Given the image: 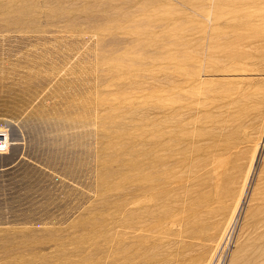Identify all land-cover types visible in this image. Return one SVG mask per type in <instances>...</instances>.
I'll list each match as a JSON object with an SVG mask.
<instances>
[{
    "label": "rangeland",
    "instance_id": "obj_1",
    "mask_svg": "<svg viewBox=\"0 0 264 264\" xmlns=\"http://www.w3.org/2000/svg\"><path fill=\"white\" fill-rule=\"evenodd\" d=\"M162 107L230 185L197 169L181 216L126 229ZM2 122L0 264H264V0H0Z\"/></svg>",
    "mask_w": 264,
    "mask_h": 264
},
{
    "label": "bare ground",
    "instance_id": "obj_2",
    "mask_svg": "<svg viewBox=\"0 0 264 264\" xmlns=\"http://www.w3.org/2000/svg\"><path fill=\"white\" fill-rule=\"evenodd\" d=\"M185 56V55H183ZM182 57V56H181ZM186 57V56H185ZM185 59V58H184ZM187 61V60H186ZM179 64V62H178ZM182 65V64H181ZM184 65V64H183ZM185 66V65H184ZM190 71V70H189ZM187 72V71H186ZM189 73V72H188ZM190 74V73H189ZM189 77V76H188ZM196 81V80H195ZM187 83V82H186ZM184 85V84H183ZM177 108V107H176ZM189 108V107H188ZM172 109L171 107H162L161 108V114H162V122L161 124H159L160 126H158V128L160 127L159 131H157L158 129H156V133L157 136L154 140V136L155 135L153 132H151L150 128L147 131V140L145 142V145H147V151L144 154V160L143 163L142 161L140 162L142 164V166H138L137 164L139 163L137 160L136 163L137 164H130L131 166V175L128 176L129 177V182H130V187L128 190V202L127 205L128 207L131 209L130 211H132V214L129 215V221H127L126 223V229L130 228V229H138V228H147V226L150 223H154V231L157 230H162L163 227L167 224V223H171L172 221H174V218L176 217L175 212L177 211L178 207L180 206L179 201H177L178 195H180L179 190L182 188V190H190L193 187L194 188H198L200 183L196 182L195 183L192 180H197V178L200 175H196L197 172H199L200 168L204 171V169L207 172L209 169L210 164H208L207 162H204L202 160L197 161L196 165L194 164L192 167L190 166L189 168V164L188 162H190L191 158L189 156L188 152V146H186L187 141L185 140V138H187V131H186V125L185 122L182 119H179V115L177 116L178 112H172V114H170V110ZM182 110V108L180 109ZM178 110V111H180ZM174 113V114H173ZM179 114V113H178ZM181 114V113H180ZM183 115V114H182ZM181 115V116H182ZM180 116V117H181ZM184 117V116H183ZM182 117V118H183ZM185 119V118H184ZM188 123V122H187ZM158 124V123H157ZM0 128H9L10 130V125L7 122H2L0 123ZM198 125V124H197ZM0 129V136L2 135L3 132H6V130L2 131ZM152 131L153 128H152ZM187 134V135H186ZM16 136H14V138L9 139L5 137L6 140V144H9V150L12 149L11 147H16L18 145H23L21 144V139L19 140V138H15ZM11 138V137H10ZM190 138V137H189ZM23 142V141H22ZM190 142V141H189ZM147 143V144H146ZM170 143V144H169ZM14 147V148H15ZM17 148V147H16ZM18 149V148H17ZM206 149V148H205ZM7 150V149H6ZM8 150V151H9ZM19 150V149H18ZM211 151V150H210ZM10 152V151H9ZM206 152V151H205ZM7 154L6 151L1 152L0 156ZM18 154V153H17ZM12 156V155H11ZM194 156V155H193ZM205 156V155H204ZM207 156V155H206ZM11 158V157H10ZM141 158V157H140ZM190 158V160H189ZM3 159V158H2ZM193 159V158H192ZM13 161V159H11ZM1 161V160H0ZM5 161V158H4ZM16 161V160H15ZM254 160H252L253 162ZM216 162V161H215ZM13 163V162H12ZM132 163V162H131ZM198 163V164H197ZM2 164V163H1ZM8 164V163H7ZM6 164V165H7ZM11 164V163H9ZM191 165L193 163H190ZM218 163H216L217 165ZM3 165V164H2ZM5 165V164H4ZM209 165V166H207ZM215 165V166H216ZM215 166H210V168H214ZM218 168V165H217ZM196 169V170H194ZM197 169H199L197 171ZM216 168H214L212 171H214ZM217 170V169H216ZM216 170L214 171L215 173H213V175L218 172H216ZM201 171V172H203ZM211 171V173H212ZM203 172V174H204ZM210 172V171H208ZM207 172V173H208ZM129 173V172H128ZM211 173H208V175H210ZM199 174V173H198ZM205 175H207L205 173ZM211 176V175H210ZM217 176V175H216ZM219 176V175H218ZM217 176V177H218ZM249 176V174H248ZM212 180L216 181L217 179L214 180L213 176ZM211 177H208V181L211 182ZM220 177V176H219ZM204 180V179H203ZM211 180V181H210ZM192 181V183H191ZM244 182V181H243ZM194 183V184H193ZM188 184V185H187ZM248 184V183H247ZM211 185V183H210ZM209 185V186H210ZM215 185V184H214ZM230 185V179L226 178V176L221 177L218 179L217 182V189H214L215 193L213 192V196L214 194H216V190L220 193V196L222 197V199L225 197L226 195V191H228V187ZM245 185H246V181H245ZM244 185V188H245ZM213 186V185H211ZM210 186V187H211ZM190 187V189H189ZM201 187V186H200ZM216 188V186H215ZM242 188V187H241ZM244 188L239 196V200L238 203L236 205V209L233 211H231L233 213V215L236 213L235 211L238 209L239 204L241 202L242 196L244 195ZM212 189V190H213ZM181 190V191H182ZM180 191V192H181ZM186 191L183 193L186 195ZM199 192V191H198ZM201 192V191H200ZM199 192V193H200ZM217 192V194H218ZM240 193V192H239ZM196 194V193H195ZM211 195V193H210ZM219 195V194H218ZM187 196V195H186ZM209 197V194L207 195ZM117 197V196H116ZM196 197H198L196 195ZM200 197V196H199ZM206 197V196H205ZM180 198V196H179ZM186 198V197H185ZM191 198V197H190ZM188 198V199H190ZM195 198V197H194ZM215 198V196H214ZM217 198V197H216ZM215 198V199H216ZM181 199V198H180ZM184 199V198H183ZM187 199V200H188ZM192 199V198H191ZM205 199V198H203ZM208 199V198H207ZM212 199V198H211ZM214 199V200H215ZM220 199V198H219ZM218 200V198H217ZM208 201V200H207ZM206 202V201H205ZM216 202V201H215ZM220 203V200L218 201ZM235 202V201H234ZM119 203V202H118ZM184 203V202H183ZM198 203V202H197ZM203 204V203H201ZM199 204V205H201ZM210 204V202H209ZM191 205V204H190ZM195 205V204H194ZM197 204V206H199ZM242 205V204H241ZM134 206L133 210L132 207ZM196 206V205H195ZM194 206V207H195ZM212 206V205H211ZM209 206V207H211ZM215 206V205H214ZM235 206V205H234ZM127 207V206H126ZM127 207V208H128ZM180 214H178V216H181L182 213H184L186 211V207L180 206ZM213 207V206H212ZM124 208V207H123ZM126 208V209H127ZM200 208V206H199ZM202 209V208H201ZM200 209V210H201ZM205 209V208H204ZM210 209V208H209ZM137 210H142L143 212L141 214H139V220H138V215H137ZM195 210V209H194ZM208 210V209H207ZM112 211V210H111ZM125 211V210H124ZM192 211V209L190 210L188 208V212ZM197 211V210H196ZM222 211V210H221ZM118 212H120V209L118 208ZM127 212V211H126ZM202 212V211H201ZM207 212V211H206ZM128 213V212H127ZM193 213V212H192ZM191 213V214H192ZM199 213V212H198ZM190 214V215H191ZM202 214V213H201ZM206 214V213H205ZM189 215V218H191V216ZM193 215V214H192ZM197 215V214H196ZM200 215V214H199ZM204 215V214H203ZM123 216V215H121ZM120 216V217H121ZM177 216V217H178ZM209 216V215H208ZM237 216V215H236ZM196 219L199 218L198 216L195 217ZM136 219L137 221L135 222V224H129V222H132V220ZM184 219V218H182ZM181 219V220H182ZM194 219V218H191ZM190 219V220H191ZM196 226L198 227L197 229H199V231L202 233L208 232L209 229V225H205L203 222L205 221H201V217H200V221L196 220ZM204 219V218H203ZM206 219V218H205ZM210 219V218H209ZM119 220V219H117ZM127 220V219H126ZM207 220V219H206ZM115 221V219H114ZM210 221V220H209ZM182 222V221H181ZM180 222V223H181ZM190 222V221H189ZM194 222V220H193ZM195 226V224H193ZM211 223V222H208ZM116 224V223H115ZM188 224V223H187ZM204 224V225H203ZM189 225V224H188ZM191 225V226H192ZM120 226V225H118ZM192 226V229L193 227ZM195 226V228H196ZM231 226V225H230ZM213 227V226H212ZM119 228V227H118ZM191 228V227H190ZM214 228V227H213ZM117 229V228H116ZM115 229V230H116ZM120 229V228H119ZM125 229V231H126ZM196 229V230H197ZM262 229V228H261ZM188 230V229H187ZM192 231L189 229V233H199V231L197 230V232ZM212 230V228L210 229V231ZM140 231V230H139ZM151 231V230H149ZM148 231V232H149ZM209 231V232H210ZM113 232V230H112ZM141 232V231H140ZM166 232V231H165ZM137 233V232H136ZM139 233V232H138ZM160 233V232H159ZM194 233V235H195ZM200 234V233H199ZM198 234V235H199ZM206 234V233H205ZM227 234V233H226ZM120 235V234H119ZM124 235V234H123ZM126 235V234H125ZM133 235V233L131 234ZM155 235V233H154ZM207 235V234H206ZM116 236V235H115ZM192 236V234H191ZM204 236V235H202ZM226 236V235H225ZM189 238V237H188ZM194 238V236H193ZM205 238V237H204ZM220 238V237H219ZM99 239V238H98ZM148 239V238H146ZM146 239H144V241H146ZM134 240V239H133ZM166 240V239H165ZM223 240V238H221V241ZM182 241V240H181ZM180 241V242H181ZM219 241V240H218ZM122 242V241H121ZM124 242V241H123ZM142 242V241H141ZM208 243V242H207ZM210 243V242H209ZM153 244V243H151ZM164 244V243H163ZM178 244V243H177ZM155 245V244H154ZM161 245V244H160ZM176 245V244H175ZM140 247V246H139ZM155 247V246H154ZM146 248V247H145ZM172 248V247H171ZM199 248V247H198ZM114 250V249H113ZM170 250V249H169ZM129 252V251H127ZM102 254V253H101ZM124 254V252H123ZM174 254V253H173ZM172 256V255H171ZM99 257V256H98ZM122 261V260H121Z\"/></svg>",
    "mask_w": 264,
    "mask_h": 264
},
{
    "label": "built area",
    "instance_id": "obj_3",
    "mask_svg": "<svg viewBox=\"0 0 264 264\" xmlns=\"http://www.w3.org/2000/svg\"><path fill=\"white\" fill-rule=\"evenodd\" d=\"M9 148V144H6L5 135L2 133L0 136V153L7 151ZM7 149V150H6Z\"/></svg>",
    "mask_w": 264,
    "mask_h": 264
}]
</instances>
